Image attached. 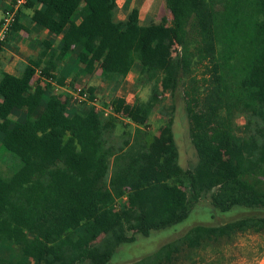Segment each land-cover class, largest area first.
Segmentation results:
<instances>
[{"label": "trees", "instance_id": "trees-1", "mask_svg": "<svg viewBox=\"0 0 264 264\" xmlns=\"http://www.w3.org/2000/svg\"><path fill=\"white\" fill-rule=\"evenodd\" d=\"M225 1L230 7L236 0ZM166 2L171 23L146 25L136 7L118 21L116 0L24 5L34 9L32 21L62 38L57 49L44 41L20 75L0 81V163L10 172L0 171V241L13 242L22 254L0 257V264H108L135 233L147 236L178 224L189 206L207 198L216 211L243 215L196 225L155 255L127 264H173L185 246L264 233V215L257 213L264 212V0L239 1L222 12H216L214 0ZM244 2L242 27L235 16ZM20 13L21 8L11 31L26 29ZM174 42L180 44L176 54ZM72 52L73 63L56 74ZM136 60L144 70L162 73L160 86L171 96L184 88L198 161L190 168L181 165L170 117L150 143L118 157L109 180L106 135L114 122H103L92 106L69 115L51 79L64 85L75 66H83L78 73L92 74L100 63L105 79H122ZM88 90L93 100L95 89ZM157 100L153 95L129 103L117 97L111 103L136 125H147ZM237 107L245 113L244 136L234 131ZM14 109L22 117L11 118ZM127 187L126 198L117 201Z\"/></svg>", "mask_w": 264, "mask_h": 264}, {"label": "rangeland", "instance_id": "rangeland-1", "mask_svg": "<svg viewBox=\"0 0 264 264\" xmlns=\"http://www.w3.org/2000/svg\"><path fill=\"white\" fill-rule=\"evenodd\" d=\"M239 1L245 0H236L232 6L226 7L225 0H214V9L216 12L231 10ZM245 6L246 3H242L235 16L239 26L242 27L245 25ZM135 7L139 9L140 24L162 23L163 19H166L167 24L171 23L172 14L166 0H116L115 18L118 21L125 20ZM75 18L77 17L75 16ZM179 49L180 44L174 42L172 44L173 54H176ZM75 56L76 52H72L67 62H64V65L61 64L62 67L56 74H62L64 68L73 63ZM102 66L103 63L98 64L92 74L84 71L78 73L76 70H80L79 68L83 66L80 65L79 68L75 66V70L68 76L69 80H66L64 85H60L54 79H51V83L56 82L57 85L54 86L53 91L61 94L62 99L67 102L69 115L92 106L100 113L103 122L108 124L114 122V127L106 135L109 141L107 146L110 147L108 153L110 157L109 180L113 178L119 167L120 158L118 157H121L127 150L137 151L142 149L143 145L150 143L153 137L159 133L160 128L168 123L170 117L174 119L173 130L181 165L184 168L195 166L198 156L190 139V124L183 99L184 88L180 86L176 94L171 96L168 90H164L160 86L162 73L144 70L138 60L135 61L130 73L122 79L118 77L105 79L102 76ZM40 70L41 68L37 67V71ZM201 71L202 69L198 71V74H201ZM40 75L41 73L38 72V77ZM38 84L45 88L44 82ZM66 85L68 86L66 87ZM90 87L95 89L93 100H90V97L87 100H79L77 96L83 91H87L90 96L88 90ZM153 95L158 100L149 115L147 125H136L124 113L115 112L112 108L113 98L123 97L127 102L134 103L136 100L147 102ZM19 112L13 116L15 118L16 116L22 117L19 115L22 114V111ZM232 121L234 131L238 135L244 136L246 122L244 111L238 107L233 108ZM0 171L4 175L10 174L4 163H0ZM129 189L130 187L124 189V193L120 194L116 200L126 198ZM188 211L189 215L184 221L169 228L155 230L147 236L135 233V240L118 247L108 264H127L144 259L155 255L164 244L182 237L196 225L220 224L243 215L240 210L226 213L216 211L208 198L193 203L188 207ZM257 213L264 215L262 211ZM21 256V251L13 242L0 241V257L20 258ZM173 264H264V233H240L232 238L206 241L198 248L185 246L176 255Z\"/></svg>", "mask_w": 264, "mask_h": 264}, {"label": "crops", "instance_id": "crops-1", "mask_svg": "<svg viewBox=\"0 0 264 264\" xmlns=\"http://www.w3.org/2000/svg\"><path fill=\"white\" fill-rule=\"evenodd\" d=\"M13 1L14 0H0V19L4 10ZM84 3L85 2H82L81 5H84ZM37 7L41 8V6ZM34 13V9L32 8H26L24 5L21 7L20 22L26 29H21L18 32L11 31L9 33L0 51V81L4 80L6 76L20 75L23 65L32 63V60L42 49L44 41H50L53 44V48H58L62 35L52 33L35 21H32L31 18L34 16ZM76 17V23H80L81 18L78 15H76ZM36 74L38 76L37 68ZM40 78V82H44L43 77ZM66 80H69V78L67 77ZM67 86L68 85H66V87ZM19 111L18 109H14L10 117L18 119V116L15 118L13 115H16V112L20 113Z\"/></svg>", "mask_w": 264, "mask_h": 264}, {"label": "built area", "instance_id": "built-area-1", "mask_svg": "<svg viewBox=\"0 0 264 264\" xmlns=\"http://www.w3.org/2000/svg\"><path fill=\"white\" fill-rule=\"evenodd\" d=\"M28 0H14L9 4V6L4 10L3 15L0 19V48L4 46L9 33L12 30V26L16 21L19 9L27 3ZM41 73V71H38ZM54 86H56V82H52ZM79 91H81L79 89ZM89 93L87 91H83L77 98L79 100H87L89 98ZM113 108V107H112Z\"/></svg>", "mask_w": 264, "mask_h": 264}]
</instances>
